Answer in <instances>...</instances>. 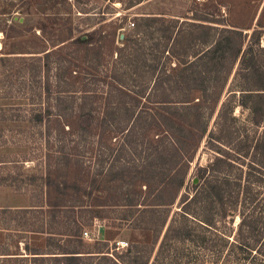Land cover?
<instances>
[{
    "label": "trees",
    "instance_id": "1",
    "mask_svg": "<svg viewBox=\"0 0 264 264\" xmlns=\"http://www.w3.org/2000/svg\"><path fill=\"white\" fill-rule=\"evenodd\" d=\"M140 18L146 23L160 21V17L151 15ZM177 21L179 20L169 21L168 24H176ZM181 23L188 22L183 20ZM190 24L201 30L217 28L201 23ZM102 28H94L75 38L71 43L77 48L94 51L92 53L99 57L104 54L102 48L107 50L106 46L97 45L102 38H105L102 35ZM140 29V26H137L136 33L140 32ZM8 30L15 32L16 35L3 32L6 39L17 38L21 34V31L12 25L8 26ZM159 32L163 40L158 45L163 48L168 40L171 44H175L184 34L180 28L168 33L163 27ZM231 32L237 34L238 31ZM112 35L115 36V31H112ZM259 35V31L253 30L250 38L256 40ZM209 43V37L207 38L205 34L201 40L204 46L202 51L193 53L192 57L195 60L184 64L191 66L199 58L206 59V56L212 52L209 46H206ZM27 44L12 42L9 45L11 50L0 52V85L8 90L1 95L15 97L16 94H20L19 96L24 97L28 92H33L29 98L31 101L29 106L32 107L19 109L25 115L10 119L14 124H23L18 128H29L31 131L36 129L32 136L34 142L30 147L33 149L31 156L24 157L19 162L34 163V167L47 162L49 168L57 167L60 162H63L65 167L70 169L80 165L75 155L78 146L81 148V143H84V148H89L84 142L85 136L98 135L96 144L101 149L110 150L108 146L111 135H121L118 139L113 138L116 151L120 153L112 155L111 159H113L109 164L111 166L113 162L120 163L121 153L126 145L130 144L127 142V135L131 132L137 134L138 131L143 136L145 145H143L145 150L139 156L141 160L149 158L176 160L166 169L156 168L153 165L143 166L140 173L141 178H144L146 182L143 183L144 189H148L153 197L158 194L161 197L163 191L172 189L174 198L183 189L177 204L178 210L170 218L151 264H172V261L177 260L181 255L179 248L175 247L176 243L181 242L188 243L191 247L187 248L189 252L185 256V258L188 257V264H194L200 255L207 257L208 264H264V67H243L246 66V61L250 64L254 60V57L250 55V47L247 46L242 52L239 50L237 56L235 55L239 57V64L230 84L228 97L238 95V107L248 111V123L255 129L254 133L261 129L263 133L257 137L250 136L246 131V125L234 131L233 137H230L229 132L216 136L215 129L209 130L207 133L209 147L215 148L213 149L215 154L207 164H196L193 176L186 180L190 162L207 132V126L202 124L198 113L202 105L199 103L218 100L225 83L222 82L220 86L216 84L213 87L214 92L209 95L206 88L202 86L203 79L216 77L219 80L221 75L225 74V68L169 67V71L164 69L155 75L151 87L149 85L145 87L136 85L137 80L147 73L150 76L153 75L155 71L152 67H148L144 73L141 67H75V64H72L64 68L57 62L44 63L45 59H48L51 54H57L58 51L46 52L47 50L30 48L26 46ZM63 46L56 49L60 50ZM4 47L0 51L4 50ZM125 48L131 51L132 56L138 55L140 51L138 40L125 39L123 49ZM248 55L249 59H247ZM121 60V51H117L113 62L120 63ZM53 65L56 67H52ZM74 67L75 70L72 69ZM63 70H66L64 73L67 77L66 82L63 80ZM53 71H55V84L52 86L49 83V73ZM197 79L202 81L200 85H196ZM238 80H241L240 83H237ZM63 89L66 90L62 91ZM53 91L56 94L68 93L71 95V100L67 97H58L54 102L44 101L42 96H49ZM127 91L134 95V99L131 98L134 105L139 104V100L137 101L135 97H143L148 102L153 100L152 103L159 106L158 111L150 114L140 109L141 114L134 115L131 125L123 127L124 122L125 125L130 122L121 116L125 106L122 99L128 94ZM193 92L199 96L193 97ZM39 96L41 102L37 103L34 99L37 100ZM193 98L195 99L191 100ZM224 106L225 102H222L217 116L219 120H222ZM191 114L193 117L189 119ZM222 123L225 125L226 120L221 121L220 127ZM177 125L182 128L188 127L185 143L181 144L179 135L176 137L175 126ZM217 127H219L218 122ZM104 162L105 159L101 157L100 170L95 174V178L102 174L104 179L95 180L93 175H90V171L86 170L84 175L87 179L93 180L87 188L98 191L100 185L94 188V184L106 182L109 179V175L104 170ZM49 171L40 176L29 177L30 184H36L37 181L43 182L42 186L40 185L43 195L40 196L37 205L30 202L28 208L24 210L25 213H31L30 211L38 209L44 216L53 213L48 221L54 223L58 216L57 223L60 230L56 231L54 228L44 231L43 229L42 231L29 230L28 232L32 235L46 236L44 237L45 252L30 247L28 241H24V252L27 256L21 257V253L0 254L4 257L2 259H21V261H28L29 264L136 263L137 257L124 260L120 247L108 248L109 242L105 239H97L91 246L84 243L81 238L82 228L88 223L89 217H84L81 213H93L91 215L93 219L102 221V211L99 210H102L104 205L95 203L104 204L106 199L92 197L91 192L84 193L86 196H77L76 192L80 190L79 183L84 184V180L62 179L59 172L57 175H52ZM111 178H114L111 180L117 183L122 182L125 172L119 171ZM194 179L197 180L196 183H193ZM155 180L163 184L156 190ZM53 191L56 196L51 194ZM82 198L88 199V204L75 206L76 202H83ZM32 200L33 198H30V201ZM150 202L145 201L147 204L138 205L146 209L155 205L172 204H150ZM130 205H133V201ZM75 207L81 208L79 210L82 211L75 213ZM59 214L64 216L59 217ZM44 225L45 223L43 227ZM30 228H33V225ZM99 245L106 248H98ZM47 248L52 249L47 251ZM183 250H181L182 253ZM193 250L200 254L196 252L194 256ZM130 252L131 250L127 251V253ZM192 254L193 256L189 257Z\"/></svg>",
    "mask_w": 264,
    "mask_h": 264
},
{
    "label": "rangeland",
    "instance_id": "2",
    "mask_svg": "<svg viewBox=\"0 0 264 264\" xmlns=\"http://www.w3.org/2000/svg\"><path fill=\"white\" fill-rule=\"evenodd\" d=\"M150 15L160 17V21L146 23L140 18ZM184 17L187 19H183ZM176 19L179 20L176 24H168L169 21L175 22ZM183 20L188 23H181ZM190 23H201L217 28L201 30L196 29ZM10 25L21 31L19 37L6 39L3 36V32L8 35L10 33L16 35L15 32L8 30ZM137 26L141 28L138 33H136ZM101 27H103L101 30L105 38H102L97 45L107 47V50L102 48L103 55L96 57L92 53L94 51L77 48L71 43L75 38L88 33L94 28ZM163 27L168 33L180 28L184 34L177 39L175 44H171V41L168 40L163 48L158 45L163 40V38H160L161 34L159 32ZM232 30L238 31L237 34H232ZM253 30L260 33L256 40L250 38ZM112 31H115L114 37ZM205 34H207V38L209 37L210 42L206 46H209L212 52L206 56V59L199 58L191 66H187L184 63L195 60L192 57L193 53L196 54L204 48L201 40L205 37ZM125 39L127 41L138 40L140 50L138 55L132 56L130 50L123 49ZM111 40L113 41L111 42ZM12 42L28 43L26 46L47 50L46 52L58 51L57 54H51L48 59H45L44 63L47 61L50 63L57 62L60 67L64 68L72 64H75V67H141L144 73L148 70V67H152L155 71L153 75L150 76L147 73L137 80L136 85L145 87L148 85L151 87L155 75H158L164 69L169 71V67L225 68V74L221 75L219 80L216 77H208L203 79V83L200 79L195 82L196 85L202 83L209 95L214 92L213 87L216 84L220 86L222 82L225 83L218 100L213 98V102L209 100L208 102L199 103L202 105L198 113L202 124L207 126V132L201 139L198 150L192 162H190L186 180L193 176L196 164H207L215 154V148L209 147L207 137L209 130L215 129L216 136L225 135L229 132L230 137H233L232 133L234 131H238L246 125V131L250 136L255 135L257 137L264 132L261 129L254 133L255 129L248 123V111L241 110L238 107V95L228 97L230 84L239 64V57H235L239 50L242 52L248 46L250 47V55L254 57L250 64L246 61V66L243 67H264V0H203L202 2H196L195 0H0V49L5 46L4 50L0 52L11 50L12 48H9V45ZM56 45H58L57 47L64 46L59 50L54 47ZM117 51H121L122 54L120 63L113 62ZM247 59H249V55ZM52 67H56V65ZM75 67L72 69L75 70ZM65 72L66 70H63L62 74ZM49 76V83L53 86L55 84V71L50 72ZM66 79L67 77L64 74V82L67 81ZM240 81L238 80L237 83H240ZM5 91L7 93L8 90L0 85V119H6L0 122V254L21 253V257L27 256L24 252V241H28L30 247L45 252L44 237L46 236L32 235L28 231L32 229L36 231H42L43 229L44 231L48 228H54L56 231L60 230L57 223L58 216L54 223L48 221L50 220L49 216H52L53 213L44 216L38 209L30 211L31 213H25L24 210L28 208L30 202L37 205L40 196L43 195V190L40 189L43 182L37 181L36 184H30L29 177L31 175L40 176L50 170L49 172H52V175H57V172H59L62 179L84 180L85 185L79 183L80 190L76 192L77 196H86L84 193L91 192L92 197H104L106 199L104 204L95 203L96 205H104L102 206L104 208L99 210L102 211V221L93 219L91 217L93 213H81L84 217H89L88 223L82 228V233L86 232L89 237L93 238L90 241L83 239L86 245L91 246L96 243L97 239H105L109 242L107 244L108 248L112 246L120 247V250L123 251L124 260L127 261L137 257L138 259L134 264H151L165 228L173 213L178 210L177 204L183 189L176 198L173 197L174 190L172 189L163 191L161 197H159V194L153 197L148 189H144L143 183L146 182H144V178H141L140 172L145 165L166 169L172 166L176 160H169V158L141 160L139 156L145 150V145L143 136L137 131V134L131 132L130 135H127V142L130 144L126 143L127 145L121 153L120 163L113 162L111 166L109 164L113 159H111L112 155L120 153V151H116V145H114L116 143L113 142L121 135H111L108 146L110 150L101 149L96 144L98 135L85 136L86 140L84 142L89 148L85 149L84 143H81V148L78 146L75 155L80 165L70 169L66 168L63 162H60L57 167L50 168L47 162L43 165L40 164L38 167H34V163L19 162L20 159L31 156L33 149H30V147L34 142L32 136H34L36 129L31 131L29 128H18L20 124H14L10 119L25 115L19 109L32 107L29 106L31 103L29 98H31L33 92H28L24 97L19 96L20 94H16L15 97L2 96L1 93H5ZM192 95L193 97L199 96V94L195 95L194 92ZM58 97H67L71 100V95L68 93L56 94L54 91L49 96H42L44 101L50 102H54ZM39 98L40 96L37 97V100L34 99L35 102H41ZM131 98L134 99L132 93H128L123 99L121 97L122 101L125 102L121 116L130 121L127 123L128 125H125L124 122L123 127L131 125L134 115L141 114L140 109L154 114L159 108V106L152 103L153 100L148 102L143 97H135L137 101L139 100V104L134 105ZM222 102H225V106L222 109L224 110L222 120H219L217 116ZM192 117L193 114L189 116V119H192ZM225 120L226 124L223 125L222 123V127H220L221 121L225 122ZM217 122L219 127H217ZM187 124L189 123L187 122ZM20 126H23V124ZM175 128L176 137L179 135L181 144L185 143L188 127L182 128L177 125ZM220 128L221 131L219 132ZM114 137L115 139H113ZM43 144L45 145L44 141ZM101 157L105 159L104 170L109 175V179L106 182L95 183L94 188L99 187V185L101 188H98L97 191L87 188L93 180L87 179L84 174L88 169L95 180L104 179L105 177L102 174L95 178V174L100 170L99 161ZM108 159L109 161H107ZM119 171L125 172V178L122 182L117 183L111 180L114 179L111 177ZM158 181L155 180V190L163 185ZM51 194L56 196L54 191ZM30 198H33V200L30 201ZM82 201V203L76 202L75 206L87 205L89 202L86 198H82ZM132 201L133 205H130ZM145 201H151L150 204H172L155 205L151 208L146 207V209L138 205L144 204ZM79 209L81 208L75 207V213L82 211ZM61 216L64 215L59 214V217ZM44 223L46 229L43 227ZM32 225L33 228H30ZM175 247L179 248L181 255L177 260L172 261V264H188V257L185 258V256L189 252L187 250L190 247L189 244L185 242L176 243ZM98 248L105 249L106 246L99 245ZM51 249L47 248V251ZM182 249H184L183 253ZM130 250L131 252L127 253ZM196 252L200 254L198 251H194V256H196ZM2 258L4 257L1 255L0 264H29L28 261H21V259ZM194 264H208L207 257L200 255Z\"/></svg>",
    "mask_w": 264,
    "mask_h": 264
},
{
    "label": "built area",
    "instance_id": "3",
    "mask_svg": "<svg viewBox=\"0 0 264 264\" xmlns=\"http://www.w3.org/2000/svg\"><path fill=\"white\" fill-rule=\"evenodd\" d=\"M195 1L196 2H202L203 0H195ZM132 25H134V24H132ZM81 238L82 239H87L89 241L93 239L92 237H89V235L86 232L82 233Z\"/></svg>",
    "mask_w": 264,
    "mask_h": 264
},
{
    "label": "water",
    "instance_id": "4",
    "mask_svg": "<svg viewBox=\"0 0 264 264\" xmlns=\"http://www.w3.org/2000/svg\"><path fill=\"white\" fill-rule=\"evenodd\" d=\"M196 182H197L196 179H194V180H193V183H196Z\"/></svg>",
    "mask_w": 264,
    "mask_h": 264
}]
</instances>
